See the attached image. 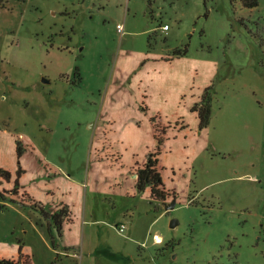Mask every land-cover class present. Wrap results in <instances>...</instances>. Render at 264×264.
<instances>
[{
	"label": "rangeland",
	"instance_id": "rangeland-1",
	"mask_svg": "<svg viewBox=\"0 0 264 264\" xmlns=\"http://www.w3.org/2000/svg\"><path fill=\"white\" fill-rule=\"evenodd\" d=\"M257 2L0 0V260L21 248L33 264H264ZM157 137L173 209L134 187ZM24 193L68 207L61 238Z\"/></svg>",
	"mask_w": 264,
	"mask_h": 264
},
{
	"label": "trees",
	"instance_id": "trees-1",
	"mask_svg": "<svg viewBox=\"0 0 264 264\" xmlns=\"http://www.w3.org/2000/svg\"><path fill=\"white\" fill-rule=\"evenodd\" d=\"M244 7L248 9L255 8L258 4L257 0H241ZM185 54L183 52H177L175 56L180 57ZM213 91L210 87L206 88L200 98V101L192 107V111L196 114L198 120V129L203 130L208 127L211 118V102H212ZM162 144V139L157 137V149L155 152L150 153L146 156L144 164L137 169L135 173V191L138 194L143 193L147 188L150 191V198L153 201L160 202L165 205L168 200H175L173 192H169L163 186L160 168L158 167V155L159 148ZM0 178L8 181L9 174L0 169ZM18 187L15 186L14 190L11 192H4L7 195H18ZM24 199L22 203L30 205L34 210L39 211L44 220L48 224V232L51 235V228H54L58 238L62 236L63 224L65 222L69 223L71 221V213L67 206H60L57 212H47L40 205L31 200L27 194H23ZM2 201H5L3 194H0ZM14 202V201H11ZM4 204H0V210L5 209ZM54 244V242H52ZM0 264H33L31 257L28 254L22 252V249L18 250L17 260L5 261L0 260Z\"/></svg>",
	"mask_w": 264,
	"mask_h": 264
},
{
	"label": "crops",
	"instance_id": "crops-1",
	"mask_svg": "<svg viewBox=\"0 0 264 264\" xmlns=\"http://www.w3.org/2000/svg\"><path fill=\"white\" fill-rule=\"evenodd\" d=\"M153 145H154V141H153V143H152ZM101 147V144H99L98 146H97V148L95 149V151H99L100 148ZM144 160V159H143ZM143 160L142 161H140V162H134L133 163V165L135 164V163H137L138 165H140V164H142V162H143ZM92 163V167H93V170H94V174H95V176L96 177H99V176H101V173H96L97 172V170H98V168H97V166H98V164H95V163H98V162H91ZM141 166V165H140ZM95 179H97V178H95ZM98 180V179H97ZM167 202H169V200L167 201Z\"/></svg>",
	"mask_w": 264,
	"mask_h": 264
},
{
	"label": "built area",
	"instance_id": "built-area-1",
	"mask_svg": "<svg viewBox=\"0 0 264 264\" xmlns=\"http://www.w3.org/2000/svg\"><path fill=\"white\" fill-rule=\"evenodd\" d=\"M163 29H164V30H167V26H164ZM117 32H118L119 34H122V32H123V27H122V26H118ZM124 230H125V226H124V225H119V226H118V231H119L120 233H123Z\"/></svg>",
	"mask_w": 264,
	"mask_h": 264
},
{
	"label": "water",
	"instance_id": "water-1",
	"mask_svg": "<svg viewBox=\"0 0 264 264\" xmlns=\"http://www.w3.org/2000/svg\"><path fill=\"white\" fill-rule=\"evenodd\" d=\"M174 205H175V201L173 200V201L171 202V204L167 207V209H173V208H174ZM176 224H177V222H176V221H173V222L171 223V227H174Z\"/></svg>",
	"mask_w": 264,
	"mask_h": 264
}]
</instances>
